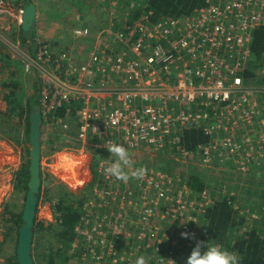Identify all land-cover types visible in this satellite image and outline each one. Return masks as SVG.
Here are the masks:
<instances>
[{"label": "built area", "instance_id": "built-area-1", "mask_svg": "<svg viewBox=\"0 0 264 264\" xmlns=\"http://www.w3.org/2000/svg\"><path fill=\"white\" fill-rule=\"evenodd\" d=\"M108 1L111 15H117L113 20L97 32L76 28L71 34L75 46L57 50L41 38L33 46L15 38L23 25L24 8H16L14 0H0V58L10 64L19 60L24 75L33 79L44 122L63 124L55 112L79 103L76 145L42 157L43 175L54 170L60 155L68 156L65 152L72 150L89 159L88 151L109 152L111 142L124 146L130 156H136L135 162L150 152L170 155L169 149L174 147L176 161L182 165L199 158L204 168L222 170L232 160L242 183L260 178L264 168V86L246 83L245 74L254 34L264 27V0H207V6L190 16L156 22L144 11L147 6L132 19L128 11H122L119 0ZM186 130H202L208 143L200 145L197 153L187 150L181 141ZM107 162L98 165L101 185L95 188L94 201L85 215L93 224L82 232L88 244L80 253L83 264L116 263L120 241L136 234L142 238L140 229L149 228L161 201L168 203L165 218L161 217L164 220L173 213L182 219L191 208L204 213L215 200L210 188L199 194L188 186L187 179L164 173L144 174L139 189L132 188L127 185L129 180L104 174ZM58 179L65 180L64 176ZM176 184L188 193L176 194ZM227 193L229 198H237L236 191ZM192 195L198 198L195 207L190 202ZM135 200L142 206L134 205ZM130 201L134 209L129 214L124 206ZM116 204L122 207H114ZM129 216L139 226L134 222V229L129 227ZM153 231L157 238L162 227L146 232ZM93 247L102 250L97 253ZM163 264H173V260L167 257Z\"/></svg>", "mask_w": 264, "mask_h": 264}, {"label": "rangeland", "instance_id": "rangeland-1", "mask_svg": "<svg viewBox=\"0 0 264 264\" xmlns=\"http://www.w3.org/2000/svg\"><path fill=\"white\" fill-rule=\"evenodd\" d=\"M77 1L82 2L83 0ZM96 1L97 0H94L93 2V0H90V2H93V5L91 3V5L85 10V8H79L78 6H76L75 1L73 0H33L34 4L38 8L39 26L42 25V28H39L40 30L42 29V32L37 33V38H41L43 41L49 42L52 46H54V44H57V48H73L76 44V41L75 39H72L71 34L76 28H81V24L84 23L87 18L89 23L88 28H91L94 30V32H97L99 29L106 26L109 23V20H113L117 16L116 14L111 15L112 10L110 8L108 9L109 6L104 3L105 0L103 3ZM82 18L84 19L82 20ZM118 20L119 18L116 21ZM18 40H20L21 43L23 42V39L20 36L18 37ZM11 66L16 70L5 69V67L0 64V85H5L7 81L13 78V72L17 71V69L20 73H23L19 60H11ZM18 73L17 75H19ZM20 85V88L24 87L23 89L25 90L24 94L26 100H28L29 97L34 95L33 79L29 77H23V81H21ZM5 92L6 90L4 87L0 91V264L2 261L7 263L10 254H16L17 244L15 243V240L18 235H16V233L14 232V234L12 235V239H9L4 242V240L6 239L4 235L6 230L2 225V213L5 211L7 206L12 208L16 213L23 212L27 193L21 192L16 189V184L18 182V172L24 166L25 163L30 161L29 152L31 149V145L28 142L27 136H25V121L20 119H14L10 122L7 121L3 116L4 112L7 111V104L4 101ZM66 120L67 118L64 119L63 124H57V122L55 121L54 123L52 122L53 125H47L46 123L45 125H43L41 137V140L43 142L42 157H46L50 153L52 154L55 151H62L66 148L74 147L76 145L73 140L75 139L78 132L77 122L71 123ZM66 125L68 126L65 127ZM57 132H60L62 136L66 139H64V142L63 140L61 141V143H63L62 146L58 147V149L55 148L54 151H51L49 149L50 147L48 142L56 136L55 134ZM176 149L177 148L174 149V147L170 148V155L158 153L155 156L151 152L146 153L139 157L136 162V156H130L131 160L133 161V170L143 168L145 170V174L148 175L155 174L156 176L158 173H164L165 175L174 178H176L175 176L181 178V176L183 175L182 179L184 180L188 179V176L190 174H193V172H200V174L209 177H212V175L214 177L216 175H221V170L219 169H207L201 166L199 158H194L192 161L190 159V163H188L187 165H182L181 163L176 161V158L178 157ZM88 152L89 154L87 153V155L89 159L84 158L85 162L83 164H79V166L78 164L76 166H71V172L63 163V159L65 158V156L60 155L59 159H56L57 161H59V163L54 168V170L51 168H46L49 170L50 173H47L48 170H46V172L44 173L45 178L44 175L42 178V196L39 200L36 218L38 222H43L46 227L55 224V217L52 211L51 204L49 201H47L46 192L53 188L54 184L56 183L64 184V186H67L68 190L71 191V193L73 194V200L78 202L77 204L79 205V209L83 214L80 224L75 229V240H73L71 248L70 250H68V256L70 257V259L67 262L69 264H83V262L81 261L78 262V256H76L78 250L77 247L79 246V248L81 249L82 246V248H86L85 250L88 249V244H86V240H84L82 232L86 230L84 228L88 226L87 224H93V220L90 222L89 218H87V216L85 215L90 203H93L94 201L93 196L95 188L101 185L98 165L100 162L108 161L111 158L109 152H107V154L105 151L99 152L97 150ZM65 153H67V157L71 159L72 156H76L72 150ZM201 159L203 160V158ZM171 172L174 175H170ZM72 173L75 177L70 175ZM59 176H64L65 180L61 179L59 182ZM260 176V178H252V180L245 179L244 181L246 183H242L243 180L239 178V183L234 181V185L225 184V186H221L220 180L217 181V183H213L212 185H210V187H208L212 190V192H215V196L212 194V196L214 197H217L216 195L220 194V190L222 191L223 189L226 190V193L233 192L232 190L237 192V201L235 205L239 206L242 212L247 215L246 220L248 224L246 223V225H248V227L244 228L245 230L253 226L256 222V219H259L260 223H264V213L259 212H264V199L262 200L260 197H258L259 195L261 196V192H264V168L262 170V175ZM226 177L227 179L223 178L222 180L226 181L227 183L233 181L228 175H226ZM71 180L77 181L79 184H74ZM140 183L141 182L139 179L130 177L129 184L127 185L131 186L132 188L134 187L135 189H139ZM214 184L216 185L214 186ZM230 187L231 189L229 190ZM247 188H251V192L250 190L247 192ZM255 190L260 192L258 193V195L256 194V196H254ZM173 191L176 192V194H183V196L188 193L183 191L179 184L173 186ZM223 194H225V192ZM191 197L192 200H190V202H192V204L194 205V201H197L198 198L193 195ZM149 201L152 204L154 203L152 200ZM242 202L244 204L247 203L248 205L244 206ZM79 203L82 204L80 205ZM131 203L132 202L130 201L128 204H126V206H124V208L126 207L125 211L129 214L134 209V205L140 207L143 204L139 200H135V202L133 201V206L131 205ZM116 205L114 207H119V209L122 207L121 205ZM167 205L168 203L165 201H161L158 203V205L156 206V209L158 210V216L156 218L151 219V221L149 222V228L146 229V231H152L153 228L156 226L162 227V232L157 235V238L156 232H142V230L140 229L139 237L142 238H139V241L143 243L139 247V249L142 251L141 253L144 256L150 255V253L152 255L158 254L157 258L155 256V259H153V256L150 257L149 260L151 264L152 262L156 264V260L159 264H163V260L167 257L172 259L173 262H176L175 264H179V259H183L188 252H191V250L195 246L196 241L203 240L211 243L206 236L205 238H203L201 236V233L197 232L199 227H197L196 224H191V221L195 222L196 218L198 216L200 217L203 212H199L198 210L196 212H193V209L191 208L183 213L182 219L176 218L177 214L173 213L172 215L163 220V218H165L164 212ZM173 215L175 217H173ZM195 215L197 216L194 217ZM162 216L164 217L161 218ZM130 220H132V218L129 216L128 221ZM135 221L136 220L133 218L132 221L128 222V226H133V229L134 225L137 224L136 226H139V224ZM134 222L135 224L133 225ZM182 232L189 233V238L182 237ZM137 237L138 234H136L132 238V241L134 242ZM149 237L152 241L147 243L148 239H150ZM128 241H120V244H118V248L115 251L118 253L119 246L122 243H128ZM51 242L55 241L49 236L47 231L42 234L35 235L33 254L34 259H36L37 261H35L36 264H46L42 256L44 254L47 256V250ZM130 248L132 249L130 250L128 247H126L124 256H127L128 253L129 256L136 257L134 253L135 247L133 248L132 245V247ZM92 250H95L98 253L102 249L100 250V248L98 249L96 247H93ZM83 251L84 250H82L80 253H82ZM110 262L107 263L114 264Z\"/></svg>", "mask_w": 264, "mask_h": 264}, {"label": "trees", "instance_id": "trees-1", "mask_svg": "<svg viewBox=\"0 0 264 264\" xmlns=\"http://www.w3.org/2000/svg\"><path fill=\"white\" fill-rule=\"evenodd\" d=\"M25 4H27V0H23ZM69 1V0H68ZM76 3V6L79 8L89 7L93 2L90 0H83L79 2L77 0H73ZM98 2L103 3L102 0H97ZM96 1V2H97ZM121 4L124 5L122 11H128L132 19L138 18V15L141 12H137L138 10L147 8L144 10L147 14L150 15V18L153 22L160 20L164 17H174V18H183L192 15L196 10H199L205 6H207V0H119ZM30 2L34 3L33 0ZM109 6V1L105 0L104 2ZM100 5V4H99ZM109 9V7H108ZM135 11L136 13L132 12ZM84 18H82L83 20ZM117 23V22H116ZM88 18L87 20L81 24V27H88ZM37 35V31L33 32H25L22 28L19 33L13 34V36L21 37L23 39V43L27 44L31 42V46L35 44V38ZM57 44H54V48L57 47ZM69 49V47H66ZM58 50H62V48H58ZM17 71L13 72V78L5 83V96L4 101L7 104V111L4 112L3 116L7 121H13L14 119H20L25 121L26 132L25 136H27L29 142L30 135V126H31V113L34 112L36 107H41L40 96L38 94L36 85H34V95L29 97L28 100L25 98L24 87L20 88V83L23 81V77H26L24 73H18ZM17 73L19 75H17ZM252 78V79H251ZM246 83L253 84L255 81L258 85L264 86V27L258 29L254 34V41L251 47V57L248 63V72L245 74ZM253 80V81H252ZM79 103L72 102L65 106L63 109L55 112V116L58 118H62L63 120L67 118L68 122H76L75 111L78 108ZM44 118L42 117V127L45 125ZM42 130V128H41ZM60 130V129H58ZM56 136L49 140V149L54 151L55 148L62 146L63 143L61 141L64 138L60 132L55 134ZM20 138V137H19ZM20 140V139H19ZM182 145L189 151L197 153L199 151V146L208 143V138L205 136L202 130H186L182 136ZM30 143V142H29ZM43 145V142L41 140ZM96 151V150H95ZM107 154V152H106ZM225 163H229L225 169L220 171L221 175H216L215 177L204 176L200 174V172L190 174L187 179L188 186L194 190L195 192L201 194L206 188L210 187L213 183H217V181L221 180V186H225V184L234 185V176L236 172V166L231 164L233 161H226ZM227 165V164H226ZM225 165V166H226ZM30 161L24 164V166L18 172V182L16 184V189L21 192L27 193L28 191V183L30 180L29 173ZM70 171L71 167H67ZM71 172V171H70ZM74 176V174H70ZM170 175H174L172 172ZM226 175L231 177L233 181L226 182L222 180L223 178L227 179ZM183 176V175H182ZM181 176V177H182ZM75 177V176H74ZM214 177V178H213ZM41 178H43V173L41 172ZM239 178V177H238ZM238 180V179H237ZM74 184H79L77 181L71 180ZM52 182V181H51ZM43 183V180H42ZM224 183V184H222ZM216 184H214L215 186ZM240 186V185H238ZM231 187L229 188V190ZM250 188H247V192ZM233 191V190H232ZM254 196L258 195L257 190L254 191ZM47 193V201L50 202L52 211L55 217V224L46 227L43 222H38L36 219L34 226V234H42L45 231L49 234L51 238L54 239L55 242H51L48 248L47 256L44 254L42 258L45 260L46 264H69L67 261L70 259L68 256V250H70L73 240H75V229L80 224L82 219V213L79 209V205L77 201L73 200V194L68 190L67 186L64 184H54V187L51 188ZM49 195V196H48ZM213 195L215 196V192L213 191ZM42 196V187L40 190L39 198ZM213 203L209 204L205 213L201 214L200 217L196 218V221H191L192 225H197L198 231L201 233V236L205 238V236L209 239L211 243H215L223 246L229 251L235 252L240 257V264H264V223H260L259 219H256V222L253 226L248 227L246 220V214L242 212L239 206H236L237 198L231 197L230 194L220 192V194L216 195ZM262 200L264 199V192H261ZM240 202V201H239ZM80 205L82 203H79ZM242 204L248 205L247 203ZM259 206V205H258ZM7 206L5 211L2 213V225L6 230L5 240L6 242L9 239H12V235L14 232L18 235V229L22 225V212H14V210ZM264 213L263 211H259ZM195 215L194 217H196ZM196 235V234H195ZM18 237V236H17ZM15 243L17 244V238ZM138 240V241H137ZM40 244V243H39ZM139 241V238L133 242L132 239L128 241V243H122L118 249V254L116 256L117 262L114 264H136L138 257H144L146 264H151L150 257L155 256L157 258L158 254L144 256L139 249L140 245H142ZM135 247L134 253L136 257H131L128 255L124 256V252L126 247L130 250ZM85 247V246H84ZM85 250V248H79L77 250L76 256H78V260L80 259V252ZM129 251V250H128ZM191 252H188L186 256L182 259L180 258L178 263L185 264L187 257ZM121 258V259H120ZM186 258V259H185ZM36 261V259H35ZM37 262V261H36ZM111 263V262H110ZM7 264H18L16 254H10L8 257ZM154 264V262H152ZM156 264H159L156 260Z\"/></svg>", "mask_w": 264, "mask_h": 264}, {"label": "water", "instance_id": "water-1", "mask_svg": "<svg viewBox=\"0 0 264 264\" xmlns=\"http://www.w3.org/2000/svg\"><path fill=\"white\" fill-rule=\"evenodd\" d=\"M29 1V0H28ZM37 7L30 2L24 9L22 28L25 32H33L36 29ZM42 115L40 107H36L31 113V126L29 142L31 149L30 156V180L28 183V192L25 199L22 225L18 230V239L16 247V258L18 264H36L33 254L34 247V226L37 218L39 205V195L42 187L41 178V159H42Z\"/></svg>", "mask_w": 264, "mask_h": 264}, {"label": "clouds", "instance_id": "clouds-1", "mask_svg": "<svg viewBox=\"0 0 264 264\" xmlns=\"http://www.w3.org/2000/svg\"><path fill=\"white\" fill-rule=\"evenodd\" d=\"M91 30L94 31L93 29ZM55 48L58 50L57 47ZM107 150L111 157L103 166L104 174L107 177L125 182H127L130 177L137 179L143 177L145 170L143 168L133 170V161L124 146L109 142ZM63 163L66 167L73 166V160L69 157H65ZM181 235L184 238H189L190 236L187 232H182ZM136 264H146L144 257H138ZM185 264H240V257L237 253L229 251L221 245L198 240L191 250L190 255L187 257Z\"/></svg>", "mask_w": 264, "mask_h": 264}, {"label": "crops", "instance_id": "crops-1", "mask_svg": "<svg viewBox=\"0 0 264 264\" xmlns=\"http://www.w3.org/2000/svg\"><path fill=\"white\" fill-rule=\"evenodd\" d=\"M14 5L16 8H23L22 6L24 5V1L23 0H15L14 2ZM37 7V6H36ZM95 22H96V19H95ZM39 28H42V25L39 26V21H38V8H37V33H41L42 32V29L40 30ZM0 64L3 65V67H5V69H15L11 66V64L4 58H0ZM16 70V69H15ZM253 81V80H252ZM254 84L255 81H253ZM5 85H2V88H4ZM9 151V150H8ZM78 159V156H72V160H73V164L77 161ZM139 159V157L137 158ZM81 160V163H78V166L79 164H83L85 162V159L84 157H81L80 158ZM74 166V165H73ZM250 192H251V188H250ZM255 193V192H254Z\"/></svg>", "mask_w": 264, "mask_h": 264}, {"label": "flooded vegetation", "instance_id": "flooded-vegetation-1", "mask_svg": "<svg viewBox=\"0 0 264 264\" xmlns=\"http://www.w3.org/2000/svg\"><path fill=\"white\" fill-rule=\"evenodd\" d=\"M29 1L27 0V4L29 3ZM27 4H25V2H24V5L22 7L25 9V7L27 6ZM35 30L37 31V17H36V29Z\"/></svg>", "mask_w": 264, "mask_h": 264}, {"label": "bare ground", "instance_id": "bare-ground-1", "mask_svg": "<svg viewBox=\"0 0 264 264\" xmlns=\"http://www.w3.org/2000/svg\"><path fill=\"white\" fill-rule=\"evenodd\" d=\"M80 156H78V159H77V161L73 164L74 166H76L78 163H81V160H80ZM75 173V172H74ZM73 174V173H72Z\"/></svg>", "mask_w": 264, "mask_h": 264}]
</instances>
